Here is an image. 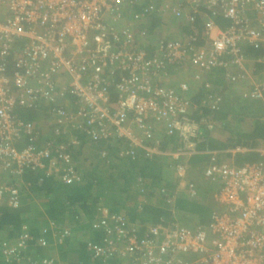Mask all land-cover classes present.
Listing matches in <instances>:
<instances>
[{
	"label": "built area",
	"instance_id": "built-area-1",
	"mask_svg": "<svg viewBox=\"0 0 264 264\" xmlns=\"http://www.w3.org/2000/svg\"><path fill=\"white\" fill-rule=\"evenodd\" d=\"M156 1L0 0V171L15 177L0 181L1 204L12 210L21 206L19 178L28 169L43 170L65 184L81 179L63 145L36 144L38 122L18 117L16 110L44 112L37 110L40 105L53 119L56 135H64L68 126L86 130L93 142L110 136L127 143L118 153L124 157L135 147L148 157L158 152L151 141L158 143L155 130L164 122L175 130L178 143L165 152L183 176L182 159L194 152L195 140L201 141V127L213 125L188 116L187 92L193 83L209 85L203 77L216 67L231 83L245 77L244 48L264 43V0H161L175 4L169 13L185 25L193 23L200 7L207 10L202 44L194 46L198 36L190 25L194 33L157 39L151 54L135 45L132 25L123 23L127 8L140 5L133 14L139 22L153 13ZM215 17L227 25L220 27ZM255 60L264 62V55ZM238 93L249 102L264 100V79L253 78ZM204 176L219 184L207 225L162 221L146 224L138 235L126 214L98 207L93 227L101 242L86 241L92 259L98 264L111 259L121 264H264V149L256 161L241 165L212 156ZM188 186L195 195L193 184ZM61 229L60 240L70 235L68 226ZM28 239L21 233L3 243L6 264H58L52 256L23 257ZM36 244L45 247L47 241L41 237Z\"/></svg>",
	"mask_w": 264,
	"mask_h": 264
},
{
	"label": "trees",
	"instance_id": "trees-1",
	"mask_svg": "<svg viewBox=\"0 0 264 264\" xmlns=\"http://www.w3.org/2000/svg\"><path fill=\"white\" fill-rule=\"evenodd\" d=\"M205 11L207 10L200 7L199 11L194 15L193 23H186L185 26L179 29L180 35L182 33L189 34L194 33V31L190 30V25L194 26L198 36L193 43L194 46L202 44L200 35L203 29L201 24L205 18L203 16L206 13ZM214 22L222 28L227 25V20L221 17H215ZM141 26L144 25L135 24L131 27V32L136 37L134 43L137 47L141 45L152 54L157 46L155 42L156 33H152V35L151 31L147 32ZM263 49L261 43V47H246L245 52L247 56H253L256 59L264 53ZM189 71L190 67L187 68L185 73ZM238 72V69L233 71L234 74ZM203 79L204 83L208 82L209 85L193 83L190 92H187V95L189 94L188 116L197 122L211 120L212 128H215L214 126L218 124L216 127H220L223 133L227 132L230 134L229 144L231 146L239 144L254 145L259 139L264 140V123L254 122L255 120H252V124L245 128L246 130L238 132L239 138L236 137L237 127L244 121L249 122V117L235 115L238 112L249 113L247 104L240 102L237 98L238 92L249 88L253 79L250 81L245 72V77L238 83H231L218 67L207 71ZM254 79L262 80L264 76L260 73V77ZM71 105L69 103V106ZM37 110L45 112L46 108H41L40 105ZM16 111L18 117L28 123H32L37 117L33 110L26 112ZM44 112L43 116H49ZM165 124L164 122L158 124L161 127L159 128L161 132H159L160 138L158 137V152H160L159 150H175L178 146L175 130H170V127ZM87 127H91V125H87ZM203 128L202 126L201 129ZM40 129L34 130L38 132L37 138H35L37 144L39 141V145H43L46 142H50L53 146L63 145L60 135L57 138L54 137V139L45 138L40 143ZM66 129L68 132L61 136H66L68 133L69 135H74V139L77 141V143H72L71 141L74 146L72 151L73 160H78L81 149L88 142L91 144L85 148H96L98 152L93 151L89 157L85 158L86 161L75 164L76 170L81 176V179L76 182L57 183L50 179L52 174L48 176L43 170H25L19 178L21 182L18 187L20 200L24 204L14 209V211L17 210L15 212L0 213V229H5L7 234L5 243L12 242L21 233H27L30 239L26 240L24 250L20 251L25 258H28V256L32 259L41 258L40 256H52L58 264H98L96 259H92L89 254L90 251L86 248V241L94 244L101 242L102 235L100 231L93 227L98 207H105L110 211H121L126 214L131 219V222L139 228L138 235H142L146 224H156L164 221L166 224L186 226L184 224H187V222L182 224L176 222L177 219L172 216L174 213V208L171 206L172 202H167L168 198H172V190L175 188L168 181V176L173 173L176 160L174 162L170 158L171 160L168 159L166 161V157L163 154L145 156L139 147L133 148L129 157L120 156L118 153L127 146L126 142L110 136L93 142L86 130L72 129L68 126ZM67 146L71 148L68 143ZM105 151L107 154L103 155L102 153ZM68 152L70 153L71 151ZM162 158L165 161H162ZM257 159V154L253 152L246 155H238L234 165H241L243 162H253ZM192 164L190 163V168ZM4 176L10 178L8 182H12L15 178L6 173H4ZM117 179L122 180V186L118 184ZM134 181L137 182L135 186H133ZM114 183L116 188L113 187ZM218 186L219 184L215 187L216 190ZM214 190H211L212 200H214L213 194L216 192ZM34 193L41 194L36 195V197H39L42 207H45L43 211L37 209L33 213L32 209L29 208L30 204L37 199ZM140 199H143V202L137 210V208H133V204ZM27 202L28 205L26 204ZM183 202L181 198H178V204ZM214 203V206H216L215 201ZM19 208L20 210L22 209V212H27V216L29 213L32 214L30 217L31 221H26L25 214L18 212ZM212 211L214 209L210 211V215ZM136 214L138 217H136ZM51 221L53 226L49 225ZM61 226H68L70 235L60 240L58 237L62 231ZM41 237L46 239L47 246L42 247L36 244V240ZM3 248V246H0V264H6ZM109 264H121V262L111 259Z\"/></svg>",
	"mask_w": 264,
	"mask_h": 264
},
{
	"label": "crops",
	"instance_id": "crops-1",
	"mask_svg": "<svg viewBox=\"0 0 264 264\" xmlns=\"http://www.w3.org/2000/svg\"><path fill=\"white\" fill-rule=\"evenodd\" d=\"M145 4H149V2H147V1L142 2V6H144ZM172 6L175 7V4L173 2L166 3V2H163L161 0L156 1L155 2V9L158 12L155 11V9H154L153 13H151L148 17L143 18L139 22L134 21L133 14L137 13L141 10L140 5H136L133 9L127 8L125 10V19H124L123 24L127 23L130 25H135V24L144 25L141 27H144L147 32L151 31V34L156 33L155 41L159 38H161V39H173L175 37H179V36H181L179 29H181L182 26H185V24L184 23L182 24L180 22L182 20L176 19L174 17V15L169 13L170 7H172ZM262 45L264 48V43H262ZM257 47H261V43H259V45ZM245 48H244V52H245ZM254 48H256V47H254ZM262 55H264V54H261L260 56H262ZM245 56H246V61L244 63L243 70L246 72V74L250 78V81L253 78L260 77V73H262V75L264 76V62L256 61L255 58H253V56H247L246 52H245ZM65 100H67V102H70L74 107H76L75 104L73 103V98L66 97ZM239 101L247 104L246 105L247 111L249 110V113L238 112L235 115L238 114V115H241L244 117H249V122L244 121L243 123H241L239 125V127H237L238 128L236 130L237 134L235 131L236 137H238V132H240L242 130H246L245 128L249 127L250 124H252V120H255L254 122L258 121V122L264 123V100H262V101L261 100H252L250 102H244L241 99H239ZM73 106H71L69 108L72 110H75V108ZM35 114L37 115V117L33 121L38 122V125L41 128L40 129L41 130L40 143H42L45 138H51V139H54V137L57 138L58 135H56L53 131V128L55 126L53 119H51L50 116H43V112H39V113H35ZM227 119H229V118H227ZM216 126H218V124ZM216 126H214L215 128H209L208 130L205 129L204 132L202 133V137L200 138L201 141L197 142V140H195L197 144H195V146L193 148L194 152L190 153L189 155H186L183 158V162H184L183 174H186V175L185 176L179 175L178 171H176V168H174L173 173H171V175L168 176L169 177L168 181H170L175 187L172 190L173 196H172V200H171L172 201L171 206H173V208H174L173 209L174 213L172 216H174L177 219L176 220L177 223L182 224V223L187 222V224H184L187 226V225H195V223L199 222L200 224H203L205 226V225H207V222L210 218V211L212 209L216 208V206H214L215 205L214 200H212L211 197H210V199H211L210 200V199L204 198L202 196V194L200 195V193L197 194L195 184H194V183H196L195 181L197 179H202L204 177V170L210 164V157L216 156L218 161H220V162H228L230 164H234V163H236V157L238 155H246L250 152H253V153H256L258 158H259L260 157V151L262 149H264V140H262V139H259L258 141H256L254 145L239 144L236 146H231L229 144L230 134H228L227 132L223 133L221 128L216 127ZM202 131H203V129L201 130V132ZM66 132H68L67 129H66ZM159 132H161V131H157L155 134V136L157 137L156 139L158 141L160 138ZM60 138L63 140L62 144L64 145L65 149H69L67 151H71L70 153L72 155V151H73L74 146L71 144V141H72V139H74V135H69L67 133L66 136L60 135ZM67 143L71 146V148H68ZM151 143H152V145H155V147L159 145V143H155L154 141H151ZM90 144L91 143H89V142L86 143L83 149L98 152L96 148H94V149L93 148L91 149L90 147L85 148L86 146H90ZM38 145H39V141H38ZM83 149H81L80 157L78 159H81L84 162V161H86L85 158L89 154V152H85V150H83ZM141 151L143 152V155H144L145 151L143 149H141ZM159 151L160 152H157V151L154 152L153 151L151 153V155L163 154L166 157V161H168V159H170V158L174 161V158L171 156L170 153L165 152V151H161V150H159ZM166 151H170V150H166ZM85 153H88V154H85ZM145 156H146V154H145ZM72 157H73V155H72ZM222 158H223V160H222ZM191 160H192V162H190ZM162 161H165V159L162 158ZM189 162L193 163L191 168H190ZM243 163H246V162H243ZM50 179L52 181H56L57 183H61L59 181V179L57 178V176L52 175ZM6 180H8V178H5L4 173L2 171H0V181H6ZM136 181H137V179H136ZM136 181H134L133 186L136 185V183H137ZM117 182L119 185L122 186V180L121 179H117ZM189 184H193V189L195 191L194 197L190 194L189 186H188ZM217 185H218V183L216 182V185L213 187L212 190H214L215 187H217ZM113 187L116 188L115 183L113 184ZM215 190H214V192H215ZM33 192H35V191H33ZM34 195L36 196L37 194L34 193ZM189 196H192V197H189ZM211 196H212V193H211ZM178 198H181L184 202L182 204H178L177 203ZM142 202H143V199L142 200L140 199L139 201L137 200L136 202H134L133 208L135 207L138 210L140 208V206L142 205ZM33 203L37 204L35 207H32V208L29 207L32 209L31 211L33 213L37 209L41 210V211L44 210L45 207H42V203L40 200L36 199V201L32 202L31 204H33ZM20 208H22V207H20ZM20 208L18 209L19 210L18 212L21 214H23V213L25 214L26 221H31L30 217L32 214L29 213V215L27 216V212L26 213H25V211L22 212V209L20 210ZM15 211H17V210H15ZM15 211L11 210L6 205H2V204L0 205V213L15 212ZM185 213L188 214V217H185V215H184ZM136 217H138L137 214H136ZM191 217H192V219H191ZM128 219L131 221V219L129 217H128ZM178 221H183V222H178ZM1 231H3V229H0V232ZM6 237L7 236H5L2 239V241H4L6 239ZM2 241H0V245H1Z\"/></svg>",
	"mask_w": 264,
	"mask_h": 264
},
{
	"label": "rangeland",
	"instance_id": "rangeland-1",
	"mask_svg": "<svg viewBox=\"0 0 264 264\" xmlns=\"http://www.w3.org/2000/svg\"><path fill=\"white\" fill-rule=\"evenodd\" d=\"M182 24L184 23L183 22V20L182 21H180ZM42 118V117H41ZM83 150H85V152H89V154L88 153H85V154H88L87 156H86V158L87 157H89V155L93 152V151H91V150H86V149H83ZM73 161H75V160H73ZM83 161L81 160V159H78L77 161H75L74 162V164L76 163V164H79V163H82ZM186 174H183V176H185ZM5 178H8V180H6V182L7 181H10V178L9 177H5ZM61 182V181H60ZM196 183H194L195 184V188H196V191H197V194H202V196L204 197V198H206V199H209L210 197H211V190L213 189V187L215 186V184H216V182L217 181H214V180H211V179H209V178H206L205 176L202 178V179H197L196 181H195ZM62 183V182H61ZM37 195H41V194H37ZM36 197V196H35ZM34 197V198H35ZM36 199V198H35ZM37 199L39 200V197H37ZM25 200H27V199H25ZM24 204V203H23ZM27 205H28V202L26 203ZM0 205H1V203H0ZM2 205H6L5 203H3ZM21 205H22V201H21ZM37 204H35V203H33V204H31L30 205V207L32 208V207H35ZM7 206V205H6ZM8 207V206H7ZM9 208V207H8ZM30 210V209H29ZM185 215V217H188V214L187 213H185L184 214ZM191 219H192V217H191ZM178 222H183V221H178ZM7 234H6V230H4L3 229V231H1L0 232V241H2V239L6 236ZM6 240V239H5ZM5 240L4 241H2V243H1V245L0 246H2L3 245V243H5Z\"/></svg>",
	"mask_w": 264,
	"mask_h": 264
},
{
	"label": "clouds",
	"instance_id": "clouds-1",
	"mask_svg": "<svg viewBox=\"0 0 264 264\" xmlns=\"http://www.w3.org/2000/svg\"><path fill=\"white\" fill-rule=\"evenodd\" d=\"M237 98H239V99H241L240 97H239V95L237 96ZM242 101H244V102H249V101H246V100H243V99H241ZM213 127V125L211 126V128ZM160 131V130H159ZM156 130H155V134H156ZM37 144V143H36ZM129 157V156H128Z\"/></svg>",
	"mask_w": 264,
	"mask_h": 264
}]
</instances>
